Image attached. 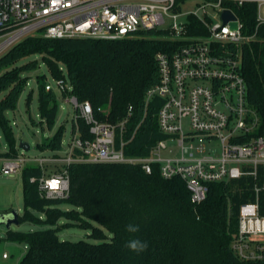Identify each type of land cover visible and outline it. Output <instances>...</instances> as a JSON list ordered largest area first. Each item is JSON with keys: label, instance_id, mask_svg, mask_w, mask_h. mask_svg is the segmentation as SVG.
Returning <instances> with one entry per match:
<instances>
[{"label": "trees", "instance_id": "1", "mask_svg": "<svg viewBox=\"0 0 264 264\" xmlns=\"http://www.w3.org/2000/svg\"><path fill=\"white\" fill-rule=\"evenodd\" d=\"M236 11L246 32L255 31V5ZM159 34L145 31L142 37L117 41L30 36L2 54L0 134L8 151L0 153V158L14 159L19 155L7 114L16 110L26 90L27 74L42 64L53 80L67 82L70 90L62 94L63 98L74 96L79 102H90L100 121L116 123L132 107L129 127L141 124L126 153L147 156L149 148L165 138L157 128L164 99L154 96L146 102L148 92L161 83L157 55L171 57L178 45L160 39ZM258 37L241 48V73L247 85L248 103L260 118L256 135L264 130V27ZM46 85L39 86L38 110L41 123L53 130L59 112L58 95L53 90L46 91ZM32 96L31 91L28 109ZM77 128L82 137H89V127L83 119L73 121L72 135ZM65 133L62 125L48 142L40 145L42 151L61 152ZM43 174L33 164L25 166L21 173L23 214L19 222L47 229L29 233L6 231L8 241L27 246L19 264H264V258L242 259L232 248L238 236L240 208L257 200L260 215L264 216V165L259 166L256 178L244 176L209 184L207 197L200 204L192 201L182 179L163 178L157 165L149 174L134 165L73 164L69 168L70 194L66 199L41 196L38 182L32 179ZM256 186L260 188L258 194ZM64 205L69 209H63ZM62 220L67 222L60 224ZM128 225L137 226L139 231L129 232ZM76 226L91 230L95 242L59 238L60 232ZM134 239L146 242L147 249L138 254L127 248ZM258 245L263 247L264 255V243Z\"/></svg>", "mask_w": 264, "mask_h": 264}, {"label": "built area", "instance_id": "2", "mask_svg": "<svg viewBox=\"0 0 264 264\" xmlns=\"http://www.w3.org/2000/svg\"><path fill=\"white\" fill-rule=\"evenodd\" d=\"M189 1L0 0V56L30 36L117 41L156 31L160 39L178 44L171 57L157 55L161 83L148 92L146 102L154 96L164 99L157 128L165 138L153 144L147 156L126 153L141 124L129 127L132 107L124 119L104 122L97 119L90 102L68 96L64 101L73 105L74 121H85L89 137H82L77 128L63 156L60 152L48 157L19 154L3 161L2 173L21 174L27 165L39 166L44 174L32 181L38 182L41 196L66 199L73 164L134 165L149 174L157 165L163 178L182 179L196 204L206 199L209 184L256 178L259 166L264 165V130L256 135L260 118L248 103L241 48L259 40L264 0H200L194 11L183 13L181 6ZM248 4L255 5L257 12L252 33L246 32L236 11ZM224 11L236 19L225 24ZM56 83L61 96L70 90L66 81ZM45 89L52 91L53 87L47 84ZM203 142L217 143L219 153L207 150ZM174 145L177 153L173 156ZM50 165L63 168L49 170ZM56 179L67 181V186L50 188L47 181ZM255 191L258 194L260 188L256 186ZM259 242L264 243V216L256 200L240 208L232 248L242 259H262Z\"/></svg>", "mask_w": 264, "mask_h": 264}, {"label": "rangeland", "instance_id": "3", "mask_svg": "<svg viewBox=\"0 0 264 264\" xmlns=\"http://www.w3.org/2000/svg\"><path fill=\"white\" fill-rule=\"evenodd\" d=\"M200 0H190L188 3H185L181 6V11L183 13L192 12L197 8V3H200ZM36 59L40 60L41 57H37ZM29 84L26 87V90L22 94L17 108L14 112H9L7 114L8 118L11 121L14 137L17 143V148L21 142H25L30 145L31 150L28 152H24L23 150H19V154H27L30 157H38V156H51L53 152L50 150H44L40 147L44 143L48 142L56 131L62 125L66 128V133L63 139V151L60 152V155H64L65 151L68 149L70 145V141L72 139V125L75 117V109L73 105L66 103L64 98L61 96L57 83L50 76L48 68L42 64L41 67L29 74ZM50 84L53 87V90L58 95V105L59 112L56 121V125L53 130H49L46 123H41V118L39 116L38 110V98H39V86L43 84ZM33 92L32 96V104L30 108L27 107V97L30 92ZM186 120V124H187ZM1 136V145H0V153H4L8 151V145ZM39 145V147H38ZM203 145L207 150H211L213 154L219 153V146L217 143H206L203 142ZM174 152L177 153V147L174 145ZM2 164L3 160L0 158V214L4 211L10 210H18L19 215L23 214V184L21 174H11L4 175L2 173ZM63 165H50L49 170L61 169ZM63 209H69L67 205L62 207ZM67 221L62 220L59 223L65 224ZM78 222L75 221L74 224ZM93 225L96 227H100L96 223L93 222ZM47 229L46 226H41L32 223H24L20 225H13L10 230L15 232H35ZM6 227L0 226V264H19L21 259L27 252V246L23 243H17L8 241L6 239ZM108 237L111 238V234L106 232ZM92 231L89 229H83L78 226L71 227L63 230L59 233V238L61 240H67L72 242L77 241H88L94 243L95 240L91 237ZM22 255V256H21ZM6 256V257H4Z\"/></svg>", "mask_w": 264, "mask_h": 264}, {"label": "water", "instance_id": "4", "mask_svg": "<svg viewBox=\"0 0 264 264\" xmlns=\"http://www.w3.org/2000/svg\"><path fill=\"white\" fill-rule=\"evenodd\" d=\"M223 22L226 24L231 19H236L233 14L230 11H224L222 14ZM19 149L23 150L24 152H28L31 150V147L29 144L25 142H21L19 144ZM19 212L18 210H10V211H4L0 214V226H5L7 231L11 229L13 225H20L19 222Z\"/></svg>", "mask_w": 264, "mask_h": 264}, {"label": "clouds", "instance_id": "5", "mask_svg": "<svg viewBox=\"0 0 264 264\" xmlns=\"http://www.w3.org/2000/svg\"><path fill=\"white\" fill-rule=\"evenodd\" d=\"M47 185L50 188H56L57 186L63 185L64 187L67 186V181H61L60 179L56 180H49L47 181ZM127 230L129 232H137L139 231V228L137 226L128 225ZM127 248H129L131 251H134L136 253H141L145 251L148 247L146 242H142L138 239L131 240L126 245Z\"/></svg>", "mask_w": 264, "mask_h": 264}, {"label": "crops", "instance_id": "6", "mask_svg": "<svg viewBox=\"0 0 264 264\" xmlns=\"http://www.w3.org/2000/svg\"><path fill=\"white\" fill-rule=\"evenodd\" d=\"M3 161L5 160V159H2ZM22 256V255H21Z\"/></svg>", "mask_w": 264, "mask_h": 264}]
</instances>
